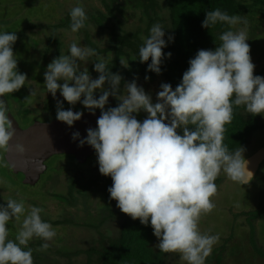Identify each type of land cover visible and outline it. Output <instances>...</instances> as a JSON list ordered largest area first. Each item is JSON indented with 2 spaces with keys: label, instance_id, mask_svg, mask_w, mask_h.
Instances as JSON below:
<instances>
[{
  "label": "clouds",
  "instance_id": "clouds-1",
  "mask_svg": "<svg viewBox=\"0 0 264 264\" xmlns=\"http://www.w3.org/2000/svg\"><path fill=\"white\" fill-rule=\"evenodd\" d=\"M70 18L72 32L85 27L87 15L82 6L73 7ZM218 22L244 27L220 34L215 50H198L174 90L168 83L160 85L155 103L135 78L124 84L126 95H120L122 76L111 72L94 49L76 43L69 46L67 55L54 58L44 73V87L54 99L59 90L70 105L80 102L93 114L100 109L97 126L87 129L83 139L78 131L72 133L73 141L79 140V147L87 144L94 149L99 173L111 177L112 185L107 191L116 207L133 220L139 219L142 225L150 224L159 241L155 248L163 253H178L185 264H205L219 240L218 235L199 229L201 216L215 207L211 198L217 193L218 175L223 172L240 185L254 178L244 149L230 151L223 143L225 125L231 122L234 108L243 106L253 116L264 115V77L253 74L255 65L246 42L247 20L217 8L206 12L201 27L209 29ZM163 29L160 23L153 24L138 50L139 61L144 63L151 58L147 71L156 74L161 73L162 61L171 57L170 52L165 54L162 50L174 41L169 35L166 42ZM17 39L15 32L0 31L3 152L10 151L16 132L3 98L20 90L27 81V75L18 71L13 51ZM92 56H97L96 79H92L87 67L81 70L78 63ZM120 63L128 67L125 60L120 59ZM97 91L102 93L98 98L94 96ZM34 94L32 91L31 96ZM110 96L120 103L105 110ZM141 111L147 114L143 121L134 115ZM82 116L80 111L64 110L63 102L57 100L58 121L71 127ZM177 129L183 134H178ZM15 151L23 155L25 148L18 143ZM42 211L31 205L26 208L23 201L15 199H8L6 206L0 204V264H34L32 249L28 247L34 237L45 241L40 250L48 249L47 241L53 240L56 231L41 219ZM12 220L19 222L20 227L15 238L9 239L7 225Z\"/></svg>",
  "mask_w": 264,
  "mask_h": 264
},
{
  "label": "rangeland",
  "instance_id": "rangeland-1",
  "mask_svg": "<svg viewBox=\"0 0 264 264\" xmlns=\"http://www.w3.org/2000/svg\"><path fill=\"white\" fill-rule=\"evenodd\" d=\"M120 4L122 0H117ZM61 3L65 6V12L76 6H82L85 12H92L93 7H101L98 0H0V31L15 32L18 39L13 45L14 54L17 58V67L20 73L27 75L26 85L20 90L12 94H6L5 99L9 108V116L13 118L19 125L25 126L33 121L53 120L56 117L57 106L49 108L47 101L54 98L48 93L44 87V73L47 65L60 55H67L69 46L76 43L78 46L85 47L83 37H77L73 32L64 29H57V35H54L51 28L62 17L60 13ZM124 15L127 17V24H131L135 20L130 10ZM263 16V17H261ZM258 15L253 19L247 20L246 41L250 46L251 61L255 65L254 75L260 74L264 70V15ZM35 24V27H32ZM28 26L30 28H28ZM244 27L243 24L232 26V31H237ZM27 28V31L23 33ZM20 31V32H18ZM92 33V29H89ZM50 38L60 41L59 44H48ZM34 40L35 43H31ZM48 47L49 52L46 55V61L41 60L45 55L44 48ZM105 61L106 58H105ZM81 63V70L93 64V60ZM91 75V74H90ZM92 79H96L91 75ZM261 77H264V72ZM63 83V81H58ZM138 86L144 88L146 93L152 96V100L156 102V94L160 91V85L166 83L162 78L156 77L151 81H144L140 78L136 80ZM32 91L35 94L31 96ZM102 93L97 91L94 96L97 98ZM120 95L125 94L124 88L120 90ZM51 97V98H50ZM59 90L56 99L60 100ZM83 99V96L81 97ZM51 103V102H49ZM120 101L110 96L105 110L109 107H116ZM77 102L73 109L80 111ZM47 107L51 111H47ZM100 112V109H96ZM136 115L139 121H143L147 114L141 111ZM262 120L264 121V115ZM49 122V121H48ZM178 134H183L182 130L177 129ZM264 147V129L254 135L244 149L245 159ZM2 150H0V180L4 181L0 184V204H7L8 199H15L18 202L23 201L26 208L31 206L40 207L43 211L40 213L41 219L52 225L56 231V236L49 243L47 250H40V246L45 243L40 238L34 237L29 243L38 245L37 249L47 256L48 264H83L85 257L76 256L70 259L63 258L60 252H75L80 247L91 246L92 238L96 239L97 234L94 229L73 227L67 225H58L56 222L62 221L63 218L78 219L85 213H94L97 211V205L101 204V200L96 194V189L90 191V194L83 197V194L73 193L78 198L75 206H67L62 200L56 198V195L66 196L69 191L70 178L78 179L83 184L89 182L90 177L99 168L96 153L89 158L78 163L77 159L67 155L53 156L48 161V167L53 173V177L42 176L40 181L33 187L25 186L12 175H8L7 169L2 165ZM49 170V174L51 173ZM10 173V172H9ZM49 174H46L48 176ZM221 182L217 184V193L211 199L215 205L211 212L203 214L199 221V229L202 233L218 235L219 240L213 246V250L221 251L222 258L220 264H264L258 254L252 251L250 237L252 235L251 228L247 222L244 212L252 211L264 205V161L254 176L253 180L247 185H240L221 172L219 174ZM44 181V182H43ZM43 182V185H42ZM10 186V187H9ZM78 189V186L75 187ZM86 199V202H82ZM82 204V205H81ZM93 218V217H92ZM23 217H21V220ZM90 219V218H88ZM108 227H101V232L115 233L118 223L113 220L107 224ZM9 228V239H14L20 227L19 222L12 220L7 225ZM253 236L256 246L264 249V222L254 220L252 222ZM87 240V241H86ZM28 243V244H29ZM211 251V252H212ZM175 254V260L179 264H185L179 258L178 253Z\"/></svg>",
  "mask_w": 264,
  "mask_h": 264
},
{
  "label": "trees",
  "instance_id": "trees-1",
  "mask_svg": "<svg viewBox=\"0 0 264 264\" xmlns=\"http://www.w3.org/2000/svg\"><path fill=\"white\" fill-rule=\"evenodd\" d=\"M58 1L60 2V0ZM98 1L101 7H93L92 12H86L85 27L73 33L77 37L82 36L85 46L94 49L97 56L106 58L107 68L111 72L119 73L122 76L120 90L124 88L126 82H131L134 78L151 81L156 77L162 78L174 90L181 82L183 73L189 67L188 61L195 57L198 50H215L220 43L219 35L224 31L232 30V26L219 22L209 29L201 27L207 11L219 8L230 16L240 15L248 19L264 15V0H122L121 4L117 0ZM59 5L63 17L51 26L54 35H57L56 31L59 28L71 31V9L65 12V6L61 3ZM128 10L132 12V17L135 20L130 25L127 24V17L124 15ZM155 23H160L165 28L163 30L166 42L169 35L174 37V41L167 43V46L162 50L165 54L170 52L171 57L162 61L160 74L147 71L151 58L149 61L141 63L138 55L139 47L143 45L150 33V28ZM34 25L32 24V27H35ZM28 28L30 27L28 26ZM90 28L92 33L89 32ZM26 31L27 28L23 33ZM31 43L36 44L34 40ZM48 44H59L60 47V41L57 39L50 38ZM44 51L45 55H42L41 60L45 62L49 52L48 47H45ZM97 56L89 57V60H93V64L88 67L89 73L95 78L99 76V73L94 71ZM120 59L128 62V67L122 66ZM263 72L264 70L255 75L261 76ZM145 76H148L149 79L145 80ZM60 101L63 102L64 110L75 107L64 101L63 97L60 98ZM46 103L49 108L57 106V99ZM78 106H81L79 107L80 111L87 110L81 103ZM48 107L47 111H51ZM262 118L263 115L253 116L247 113L243 106L234 108L231 122L225 125L223 143L228 146L230 151L239 147L245 149L249 140L264 129ZM1 159L2 163L6 165L3 151ZM69 181V191L66 196H55L68 207L75 206L78 202V198L73 195L74 192L87 197L93 187L96 189L93 194L100 198L101 204L96 206L97 211L94 216L93 213H85L79 219L76 216L75 219L73 217L63 218L62 221L56 222L58 225L91 228L97 234L96 239L92 238L91 244L94 240L95 243L91 246L80 247L72 253L57 250V253L63 258L83 256L85 257L83 264H179L175 260L174 253H163L155 248L159 241L154 236L150 224L142 225L139 219L133 220L116 207V201L110 199V194L107 191L112 185L111 177L104 176L97 170L86 184L73 178H70ZM221 181V177L218 175L215 184L217 185ZM76 186L78 189H75ZM85 202L86 199L82 204ZM243 215L246 216L252 232L250 237L251 252H255L261 259H264V249L258 248L252 239L254 230L252 222L254 220L264 222V205L244 212ZM113 220L118 223L115 233L98 230L101 227H108L107 224ZM28 247L32 249L34 264H48L47 256L37 249L38 245L29 243ZM223 249L222 247L219 250H213L206 258L205 264H220Z\"/></svg>",
  "mask_w": 264,
  "mask_h": 264
},
{
  "label": "water",
  "instance_id": "water-1",
  "mask_svg": "<svg viewBox=\"0 0 264 264\" xmlns=\"http://www.w3.org/2000/svg\"><path fill=\"white\" fill-rule=\"evenodd\" d=\"M82 113V118L75 121L71 127L64 122L53 119L49 122L35 121L26 129L21 130L13 122L16 139L10 141V151L3 152L4 162L12 176L23 185H34L45 169V161L49 158L67 155L76 158L78 163H81L82 160L94 154V149L87 144L79 147V140L73 141L72 133L78 131L81 139L86 137V130L97 126L96 121L100 113L95 111L93 114L89 110ZM18 143L25 148L23 155L15 151V145ZM246 160L248 169L252 171L254 177L260 164L264 161V147L248 156Z\"/></svg>",
  "mask_w": 264,
  "mask_h": 264
},
{
  "label": "flooded vegetation",
  "instance_id": "flooded-vegetation-1",
  "mask_svg": "<svg viewBox=\"0 0 264 264\" xmlns=\"http://www.w3.org/2000/svg\"><path fill=\"white\" fill-rule=\"evenodd\" d=\"M6 101V100H5ZM6 104H7V102H6ZM81 112H83V110L81 111ZM9 114V113H8ZM9 119L10 120H12V122H15L16 123V126L19 128V129H26L27 127H29L31 124H33L35 121H33V122H30V123H28V124H26L25 126H21V125H19L13 118H11V116H9ZM54 119H56V117H54ZM48 121H50V120H43V121H40L39 120V122H48ZM14 139H16V137L14 136V138H13V140ZM52 159V157L51 158H49L47 161H45V169H44V171L42 172V174L40 175V177H39V179H38V181L34 184V185H25V186H31V187H33V186H35L39 181H40V178L42 177V176H44L45 175V177H50L49 179H51L52 177H53V173L54 172H51V169H49V167H48V161L49 160H51ZM2 165L4 166V168H6L7 170V173H8V175H12L11 173H9L10 172V170H9V168L7 167V165H5V164H3L2 163ZM49 170H50V174H49ZM46 174H49L48 176H46ZM44 182V181H43ZM43 182H42V185H43Z\"/></svg>",
  "mask_w": 264,
  "mask_h": 264
}]
</instances>
